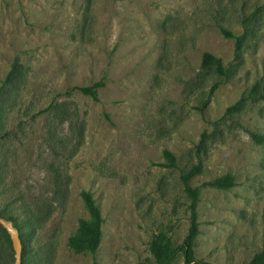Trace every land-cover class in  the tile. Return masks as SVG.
Instances as JSON below:
<instances>
[{
  "label": "rangeland",
  "instance_id": "rangeland-1",
  "mask_svg": "<svg viewBox=\"0 0 264 264\" xmlns=\"http://www.w3.org/2000/svg\"><path fill=\"white\" fill-rule=\"evenodd\" d=\"M252 14L237 50L221 29L239 36ZM205 52L224 75L202 67ZM97 82L96 101L66 94ZM255 84L264 91V0H0V210H49L38 230L23 225L22 248L42 264H155L149 242L164 232L177 249L167 264H184L180 174L201 161L195 258L247 264L264 249V100L225 111ZM221 176L233 185L202 186ZM82 191L103 220L94 255L68 246L89 218ZM6 244L0 234L10 264Z\"/></svg>",
  "mask_w": 264,
  "mask_h": 264
},
{
  "label": "trees",
  "instance_id": "trees-1",
  "mask_svg": "<svg viewBox=\"0 0 264 264\" xmlns=\"http://www.w3.org/2000/svg\"><path fill=\"white\" fill-rule=\"evenodd\" d=\"M252 18L253 14L241 20L243 33L239 36H234L230 31L223 28L221 29L224 36L235 38L237 50H240L246 36L248 34H251L253 31L250 24ZM201 65L205 70L215 71L219 75L225 74L221 59L213 56L208 52L203 53ZM12 76V73H10L7 77V80L11 81ZM218 85L219 82H216L210 87L209 95L217 88ZM98 86L99 82L93 83L88 86H73L66 92V94L71 92H79L83 95L89 96L92 100L96 101L98 99ZM246 99L264 100V91L259 92L257 85H253V87L249 90L247 96L242 97L232 106L227 107L225 113L232 114L238 112L241 108L242 103ZM252 138L259 143L263 141V138L261 136L255 134H252ZM200 146H202V142H200L197 149H200ZM163 156L169 161L168 165L170 167H176V160L172 153L165 150L163 151ZM201 172L202 162L198 161L197 164L189 166L188 169L183 170L180 174V181L183 186V190L187 198L189 199L188 209L190 214V225L188 228V233L183 239L180 246L184 256V264H208L206 262H200L195 258L193 248L195 238L199 233V229L197 226V205L199 200V188L192 187L190 185V181ZM232 185L233 178L231 176H221L213 181L202 183L203 187H212L217 189H228ZM81 198L83 201V205L88 212L89 218L79 220L77 233L68 239V246L75 253H90L94 255L101 241V224L103 220L94 202L92 194L88 191H82ZM7 211L8 210L5 209L0 210V217L7 222H11L13 227L18 230L20 239L23 234V225L26 228L28 227L30 230H38L45 223L49 214V210L41 208H36L35 210L29 211L28 213H25L23 210H21L20 212L24 213V218L22 221L21 214ZM0 234H2V236L4 237V242L7 243L6 245H8V248L10 250L8 263L13 264V252L11 249V243L7 236L6 230L1 225ZM149 252L153 257L155 264H167L174 259L177 249L173 246L172 240L169 236H167L164 232H159L152 236L149 242ZM21 254V264H42L38 263L36 256H32L31 253L26 250L24 244ZM6 261L7 255H4L2 257V251H0V264H7ZM247 264H264V249L256 253Z\"/></svg>",
  "mask_w": 264,
  "mask_h": 264
},
{
  "label": "water",
  "instance_id": "water-1",
  "mask_svg": "<svg viewBox=\"0 0 264 264\" xmlns=\"http://www.w3.org/2000/svg\"><path fill=\"white\" fill-rule=\"evenodd\" d=\"M0 225L8 232L11 240V246L14 251V264H21V250L22 244L19 238L18 232L11 225V223L5 221L0 217Z\"/></svg>",
  "mask_w": 264,
  "mask_h": 264
}]
</instances>
